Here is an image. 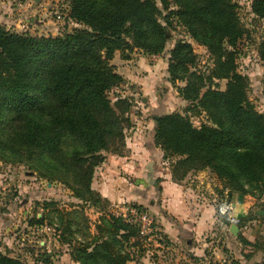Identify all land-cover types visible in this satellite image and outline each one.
<instances>
[{
	"label": "trees",
	"instance_id": "trees-1",
	"mask_svg": "<svg viewBox=\"0 0 264 264\" xmlns=\"http://www.w3.org/2000/svg\"><path fill=\"white\" fill-rule=\"evenodd\" d=\"M64 1L67 7L60 11L75 26L61 34L33 35L0 23V114L2 110H45L48 124L33 123L23 132L24 149L39 157V165L50 166L55 159L60 168L75 172L73 180L80 190L73 189L79 200L95 208L101 203L108 205L109 201L91 188L93 171L103 160L99 151L117 147L124 136L122 124L128 122L121 116L128 106L126 99H117L112 105L108 98V91L122 82L110 61L117 51L125 59L134 49L161 54L169 41L167 26L175 21L216 56L217 63L210 71L227 84L224 90L206 85L191 42H175L169 52V74L172 80L185 83L179 94L189 102L187 110L204 114L206 121L194 126L179 112L154 116L155 144L164 158H173L172 180L179 182L189 170L207 168L230 194L253 189L264 192V114L249 100L247 80L235 69L233 49L244 33L236 0ZM158 1L168 10L164 16ZM250 9L264 21V0H251ZM260 57L264 60V37ZM116 147L114 152L120 150ZM133 205L138 211L145 210ZM45 217L42 214L35 222L42 224ZM58 222L60 237L71 247L74 229L70 220L64 223L59 214ZM95 231L92 242L70 248L71 260L79 264L134 261L132 254L143 240L137 225L107 214L99 218ZM141 251L139 247L138 253ZM44 259L49 264L48 258ZM0 264L27 263L0 251Z\"/></svg>",
	"mask_w": 264,
	"mask_h": 264
},
{
	"label": "rangeland",
	"instance_id": "rangeland-1",
	"mask_svg": "<svg viewBox=\"0 0 264 264\" xmlns=\"http://www.w3.org/2000/svg\"><path fill=\"white\" fill-rule=\"evenodd\" d=\"M236 3V14L244 33L233 49L235 69L247 80L249 100L259 113L264 114V60L260 57V42L264 37V21L251 12V0H236ZM21 5H23L22 8ZM158 5L161 8L162 16H164L168 10L164 9L159 1ZM66 7L67 4L64 0H0V23L12 31H26L33 35H58L57 30L61 25L55 19V12L65 10ZM7 15L11 18L6 21ZM22 24H25L26 27L21 26ZM74 26L75 24L70 23L68 30ZM167 32L169 41L165 50L158 54L157 58L152 57L154 54L145 53L139 49L128 53L130 58H144L145 65L154 67L153 70H149L140 65L141 73H136V76L143 78L145 82L137 83L124 73H119L122 76V82L108 91V98L112 105L117 99H126L128 106L121 116L127 118L128 122L122 124L124 136L120 142L116 143L117 147L112 145L98 153L103 160L94 167L91 182V188L94 191L97 190L93 183H98L104 173L113 174L115 163L130 155L128 146L133 139V133L137 131H141L144 135L151 133L153 126H156L154 116L179 112L187 115L194 126H199L206 121L204 114L195 112V110H187L189 102L182 99L179 94V88L185 83L172 80L169 74V52L177 40L191 42L197 56V68L204 75L206 85L220 90H224L226 87V79L217 80L212 75L210 70L216 65L217 59L205 45L193 40L186 29L175 21L167 26ZM113 58H115V54ZM113 58L110 61L111 64H113ZM116 59L125 60L120 52ZM116 110L119 112L118 109ZM33 123H40L44 126L48 124V117L44 109L38 110V112L2 110L0 114V251L17 257L27 264H41L40 261L42 264H46L44 258H48L49 264H67V261H62L64 253L68 254L71 251L70 248L78 245L79 242H92L96 232L95 225L102 216L110 214L122 217L128 223L134 224L122 215L127 206L134 207V205L133 202L128 201L113 203L108 200V205L101 203L99 208H95L89 203L79 200L75 196V189L80 190L73 180L75 172H67L60 168L55 159L50 161V166H41L39 157H36L35 153H27V150L24 149L26 145L23 132L28 127L27 125ZM115 147L120 150L114 152ZM29 155L32 156L29 157ZM84 157H88V155H84ZM172 160L171 157L164 158L163 156V161L160 160L162 165L157 159V162L159 161L157 166L169 169L171 174L170 163ZM116 175L126 177L127 182L130 177L123 168L117 170ZM179 182L188 183L201 197H209L211 194L209 189L213 188L214 193L220 198L219 201L228 199L232 202L237 196H246L247 200L252 202L251 209L246 216L239 217L240 222L236 226L250 225L253 228L256 226L253 225L252 220L258 222L257 236L254 241H250L257 246L246 245L247 251H239L237 255L229 254L228 249L223 248V251H226L224 252L226 253L225 260L227 264H233L231 261L236 264H245V262L252 264L254 260L255 264H264V215L256 214L257 210L264 209L263 191L253 189L246 194L235 191L230 194L228 188L223 187L221 179L207 168L189 170ZM100 206L104 207V211L99 210ZM142 206L144 211L149 212L156 221L155 214L150 211L148 206ZM42 214H46V219L42 224L36 223L35 220ZM59 214H62L64 223L70 220L71 230L74 229L71 234L68 232L70 236L73 235L71 247L67 245L66 240H62L57 229L60 226ZM156 223L159 225L157 221ZM45 225L54 230L50 232L37 231V228ZM64 236L67 237L68 234L65 233ZM142 238L143 240L140 239L137 243L138 247L135 246L137 252L131 253L134 259L131 261L133 264H168L171 258L179 259L181 258L179 253H184L183 250H179L177 254L171 255L166 249L168 242L159 245L155 239ZM133 241L134 239H131V242ZM240 243L245 245L242 241ZM139 247L142 249L140 253H138ZM129 250H134V248H129ZM244 254H248V256L245 257ZM181 260L178 262L180 263Z\"/></svg>",
	"mask_w": 264,
	"mask_h": 264
},
{
	"label": "crops",
	"instance_id": "crops-1",
	"mask_svg": "<svg viewBox=\"0 0 264 264\" xmlns=\"http://www.w3.org/2000/svg\"><path fill=\"white\" fill-rule=\"evenodd\" d=\"M8 18L11 16L7 15L5 20ZM118 56L119 52H115V58L112 60L116 65L115 70L137 83L145 82L143 78L136 76V73H141L140 65L149 70L154 69L153 66L145 65L144 58L132 59L129 56L128 59L117 60ZM154 128L153 126L151 133L147 135L141 131L133 133V139L128 146L130 155L115 163L113 174L104 173L98 183H93L96 190L113 203L128 201L148 206L167 237L166 249L169 254H177L179 250L184 252L179 253L181 258H171L168 264H223L227 263L224 253L226 251H223V248L228 249L229 254L246 252V245H241L239 236L254 241L258 222L252 220L256 226L253 228L250 225L238 226L234 234L230 230L232 224H227L217 212L220 198L213 188L209 189L212 195L201 197L188 183L173 181L169 169L163 166L158 168L157 164L160 160L163 161L164 154L155 144ZM122 168L130 175L128 182L126 177L116 175V171ZM247 199L246 196H237L231 200L235 216L244 217L251 209L252 202ZM180 259L182 260L179 263ZM62 261H67V264H79L71 260L66 252Z\"/></svg>",
	"mask_w": 264,
	"mask_h": 264
},
{
	"label": "built area",
	"instance_id": "built-area-1",
	"mask_svg": "<svg viewBox=\"0 0 264 264\" xmlns=\"http://www.w3.org/2000/svg\"><path fill=\"white\" fill-rule=\"evenodd\" d=\"M55 19L58 23H60L61 27L59 26L57 32L61 34L68 30V26L72 21L66 20V14L59 11L55 12ZM21 26L26 27L25 24ZM159 55L154 54L152 55L153 58H157ZM234 204L230 202L228 199L221 200L217 205V212L221 218L225 221L229 222L232 225H238L240 222V218L233 214ZM122 215L128 220L134 223L139 228L140 236L149 239H155L157 243L166 244L167 237L165 236L161 227L156 223L153 216L146 211H138L134 207L127 206L125 212ZM54 229L49 226H42L37 228V231H53ZM49 252V251H48ZM39 262V261H38ZM42 264V262L40 261Z\"/></svg>",
	"mask_w": 264,
	"mask_h": 264
},
{
	"label": "water",
	"instance_id": "water-1",
	"mask_svg": "<svg viewBox=\"0 0 264 264\" xmlns=\"http://www.w3.org/2000/svg\"><path fill=\"white\" fill-rule=\"evenodd\" d=\"M156 118H159V116H156ZM256 214L259 215V216H263L264 215V209H259L256 211ZM230 230L236 234L237 230H238V227L236 225H232Z\"/></svg>",
	"mask_w": 264,
	"mask_h": 264
}]
</instances>
